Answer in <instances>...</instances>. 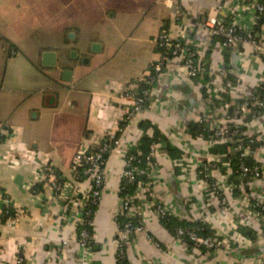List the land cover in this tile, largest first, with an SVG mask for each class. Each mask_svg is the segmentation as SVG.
I'll use <instances>...</instances> for the list:
<instances>
[{"label": "crops", "instance_id": "obj_1", "mask_svg": "<svg viewBox=\"0 0 264 264\" xmlns=\"http://www.w3.org/2000/svg\"><path fill=\"white\" fill-rule=\"evenodd\" d=\"M236 3L0 0V196L7 200H0V264H16L19 257L26 264H79L77 210L89 184L74 178V157L116 133L119 145L105 159L104 183L91 221L90 264H117L111 241L121 222L119 174L127 150L143 136L155 138L157 152L140 183L149 182L153 199L173 212L172 219L201 223L228 242V248L198 257L191 245L176 241L160 220L145 214L147 232L128 241L127 262L264 264V212L252 208L251 199L240 193L242 183L231 169L234 144L197 143L181 133L208 101L217 124L222 123L224 106L249 100L263 81L264 52L256 56L242 47L226 53L201 25L203 18L228 14ZM252 16L251 9L242 12L239 27L247 29ZM162 29L184 48L197 51L204 70L199 79L187 76L180 58L157 51L155 40ZM234 51L240 55L235 64ZM44 52L55 53L54 67L42 65ZM163 58V70L141 113L123 121L131 88L144 85L151 66ZM246 123L250 135L262 133L264 110ZM210 159L218 161L215 179L223 177L228 185L224 208L199 179L200 164ZM251 159L264 166V149ZM46 167L59 182L73 187L72 199L54 198ZM248 181L246 194L264 200V177Z\"/></svg>", "mask_w": 264, "mask_h": 264}, {"label": "built area", "instance_id": "obj_2", "mask_svg": "<svg viewBox=\"0 0 264 264\" xmlns=\"http://www.w3.org/2000/svg\"><path fill=\"white\" fill-rule=\"evenodd\" d=\"M235 1L237 2L235 7H233L228 14L223 15L220 13L215 17L203 18L201 25L206 30L209 38L221 40H218V43L224 52L230 53L238 48L249 47L256 56H261L264 52V25L260 28V32L256 33H253V27L259 24L261 18L264 17V4L261 2L262 0ZM250 9L253 11L250 26L247 29H241L239 27L241 21L240 14ZM180 13L178 15H180ZM183 13L181 14L188 17L191 16L189 12ZM155 42L157 47L163 50L164 54H168L172 58L181 59L183 68L186 70L187 76L190 79L197 80L204 74V70L197 59V51L191 47L188 49L184 48L180 42L170 38L166 30L162 29L159 32ZM163 60L164 58L161 62L151 66V75L145 80L146 89L137 91V85L135 88H131L132 92L127 96L130 108L123 121L134 119L141 113L149 98V91L152 83L163 70ZM262 80L263 81L259 84L257 89L251 93L249 100L243 101L240 104H233L234 108H231L233 106L232 104H226V106H224L223 117L220 119L222 123L217 124L218 121L213 115V104L210 101L205 103L203 111L192 120L194 123L197 122V124L202 125L201 133L195 136L191 135L194 141L208 145L231 143L234 144V155L239 154L242 158L257 157L260 150L264 149V131L259 134L250 135L248 144L245 147L239 144L238 141L244 134L241 128L247 124L246 122L254 121L258 113L264 110V97L261 98L258 95V90L264 86V78H262ZM244 115L250 120L243 121L242 118ZM228 124L235 126L237 129L233 130L234 128H230L227 126ZM1 132L2 128H0V133ZM118 145V138L114 135H110L104 142L95 144L91 151L86 153L78 151L76 153L74 157L75 171H73V176L76 180H79V178L88 180L87 182L89 184L87 194L81 199L78 206L77 214L79 215V219L77 226H91V207L97 206L104 183V159L105 156ZM140 151L139 142L127 150L123 160V168L119 174L124 187L130 186L134 188L133 193H124L120 197L121 222H119L115 238L111 241V244L115 247L117 259L119 262H125L126 264H129L126 257V244L131 237L138 234L145 235L147 232L144 226L145 214L152 215V217L158 220L173 218V212L169 208L153 199L149 182L141 184L139 180L141 175H149V166L157 152V143L154 141L151 142L145 154H142ZM232 160L233 159H231V162ZM254 162L256 164L251 168L242 163L238 166L239 179L242 183L240 193L243 194L245 198L251 199V201H249L252 208L258 212H264V200L253 194L250 196L246 194L247 189H249L251 185L249 184V179L256 181L264 177V166L256 161ZM217 164L218 161L214 159L206 160L201 163V176L199 179L201 184L208 187L217 198L219 205L224 208L229 204L228 198L225 195V191L229 189L225 178L222 177L217 180L214 177ZM78 167L82 168L80 174L76 172ZM229 167H231V165H229ZM44 172L46 174L48 188L54 194L55 199L69 201L74 197L73 187L71 188L67 183L59 182L52 168L46 167ZM0 200L3 203L7 202L6 198L1 196ZM142 206H145L144 209ZM138 211H141V213ZM5 214L8 213L6 212ZM14 217H16V215L9 217L6 223H11ZM173 236L178 242H189L193 253L195 255L197 254L198 257L202 254L200 249L217 252L228 248V242L225 240H221V238L215 236H199L194 229L177 228ZM147 239L152 241V238L147 237ZM91 240L92 236L89 235L86 229H80L77 234L75 233L74 241L79 247V252L77 254V262L79 264H90L92 257ZM16 264H26V262L23 258L19 257L16 260Z\"/></svg>", "mask_w": 264, "mask_h": 264}, {"label": "trees", "instance_id": "obj_3", "mask_svg": "<svg viewBox=\"0 0 264 264\" xmlns=\"http://www.w3.org/2000/svg\"><path fill=\"white\" fill-rule=\"evenodd\" d=\"M263 4H264V0H262L261 1ZM262 25H264V17H262L261 18V20H260V22H259V24H257L256 26H254L253 27V33L255 32H260V28H262L263 26ZM240 32V31H239ZM219 40V39H218ZM219 41H221V40H219ZM158 52H160V53H162L163 54V50L162 49H159L158 48V50H157ZM138 90L137 91H141V90H143V89H146V85L144 84L143 85V83H138V88H137ZM258 95H259V97H261V98H263L264 97V86H262V88H260L259 90H258ZM209 97H207V99H208ZM243 101H238L237 103H235L234 105H236V104H240V103H242ZM234 105L231 107V108H234ZM243 121H246V120H250V119H248V118H246L245 117V115L243 116ZM227 126H229L230 128H234L233 130H236L237 128H235V126H233V125H231V124H228ZM222 127H224V126H222ZM239 129V128H238ZM241 130L244 132V134H243V136L242 137H240L239 138V141H238V143L239 144H241V145H243V147H245V146H247V144H248V138L250 137V134L248 133V132H246V128L245 127H243V128H241ZM202 132V125H199V124H197V122L196 123H194V122H192V123H189V124H186V125H183L182 127H181V133L184 135V134H190V135H193V136H195V135H197V134H199V133H201ZM115 137H119V134H115L114 135ZM154 136L155 137H157V138H160V136L161 135H159V134H157V133H155L154 134ZM155 140V138L154 139H150V138H148V137H142L141 138V140L139 141V144H140V152L142 153V154H145L147 151H148V145L151 143V142H153ZM160 142V141H159ZM232 147H234V145H231ZM167 147H168V151H170V152H174V150H169L170 148H169V146L167 145ZM223 148V147H222ZM88 152L89 151H91V149L90 150H87ZM86 151V152H87ZM106 157L107 156H105V159H106ZM104 159V160H105ZM244 164V165H246V166H248L249 168H251V167H253V165H255L256 163L249 157H246V158H242V157H240L239 156V154H236V155H234V157H233V161H232V174H233V176H235V177H237V178H239V174H238V166L240 165V164ZM75 170V169H74ZM82 170V168H77L76 169V172L78 173V174H80V171ZM197 171H199V173H200V168L197 170ZM199 176H201V174H199ZM79 177V176H78ZM80 179V178H79ZM123 183L120 181V185H119V192H120V197L124 194V193H128V194H131V193H133L134 192V188H131L130 186L128 187V186H123L122 185ZM124 187V190L122 191V188ZM95 209H96V207H91V215H90V218H92L93 217V215H94V211H95ZM10 215H12V212H10L9 213ZM93 214V215H92ZM121 221V220H120ZM161 221V223H162V225L166 228V230L169 232V233H171L172 235L174 234V232H175V230L177 229V228H185V229H194L197 233H198V235L199 236H202V237H212L213 236V232L212 231H210L207 227H205L204 225H202L201 223H198V222H194V223H187V222H184V221H176V220H174V219H172V218H170V219H168V218H163V219H161L160 220ZM92 227L91 226H77L76 227V230H75V233L77 234V232L80 230V229H86L87 231H88V233H89V235L90 236H92V229H91ZM186 243H188L189 245H191L189 242H186ZM91 244H92V242H91ZM202 252H204L205 250H203V249H200ZM116 260H117V264H126L125 262H119V260L117 259V257H116Z\"/></svg>", "mask_w": 264, "mask_h": 264}, {"label": "water", "instance_id": "obj_4", "mask_svg": "<svg viewBox=\"0 0 264 264\" xmlns=\"http://www.w3.org/2000/svg\"><path fill=\"white\" fill-rule=\"evenodd\" d=\"M236 52V51H234ZM236 54V55H235ZM233 54V63L235 64L238 61V58L240 57L239 53L236 52ZM56 63V55L53 52H44L42 54V65L47 67H54Z\"/></svg>", "mask_w": 264, "mask_h": 264}]
</instances>
